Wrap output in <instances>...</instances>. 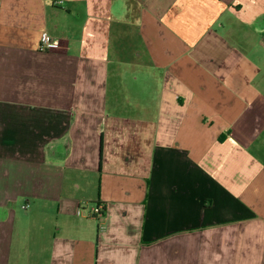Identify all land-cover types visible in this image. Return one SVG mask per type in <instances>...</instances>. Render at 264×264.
Returning a JSON list of instances; mask_svg holds the SVG:
<instances>
[{
  "label": "crops",
  "instance_id": "obj_1",
  "mask_svg": "<svg viewBox=\"0 0 264 264\" xmlns=\"http://www.w3.org/2000/svg\"><path fill=\"white\" fill-rule=\"evenodd\" d=\"M0 264H264V0H0Z\"/></svg>",
  "mask_w": 264,
  "mask_h": 264
},
{
  "label": "built area",
  "instance_id": "obj_2",
  "mask_svg": "<svg viewBox=\"0 0 264 264\" xmlns=\"http://www.w3.org/2000/svg\"><path fill=\"white\" fill-rule=\"evenodd\" d=\"M57 43L50 36L48 32H43L41 36V49H51L54 48ZM27 207V206H24ZM104 205L100 202L84 203L80 205L77 209L78 215H86L89 217H95L102 220L104 217Z\"/></svg>",
  "mask_w": 264,
  "mask_h": 264
},
{
  "label": "trees",
  "instance_id": "obj_3",
  "mask_svg": "<svg viewBox=\"0 0 264 264\" xmlns=\"http://www.w3.org/2000/svg\"><path fill=\"white\" fill-rule=\"evenodd\" d=\"M103 210L105 211V210H106V208L104 207V208H103Z\"/></svg>",
  "mask_w": 264,
  "mask_h": 264
},
{
  "label": "rangeland",
  "instance_id": "obj_4",
  "mask_svg": "<svg viewBox=\"0 0 264 264\" xmlns=\"http://www.w3.org/2000/svg\"><path fill=\"white\" fill-rule=\"evenodd\" d=\"M135 75V74H134ZM136 75L138 76V73H136ZM137 82V81H136Z\"/></svg>",
  "mask_w": 264,
  "mask_h": 264
}]
</instances>
